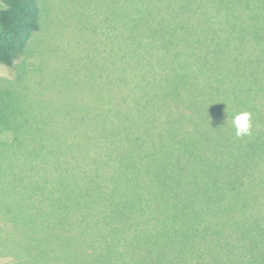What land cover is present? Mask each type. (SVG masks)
Segmentation results:
<instances>
[{
  "label": "trees",
  "instance_id": "obj_1",
  "mask_svg": "<svg viewBox=\"0 0 264 264\" xmlns=\"http://www.w3.org/2000/svg\"><path fill=\"white\" fill-rule=\"evenodd\" d=\"M141 6L129 15L127 36L125 23L117 19L103 44L89 45L96 74L101 75L110 46L116 57L113 86L97 96V134L90 138L98 165L86 178L101 194L115 174L135 189L130 182L144 166L170 185L189 184L185 190L194 196L189 199L208 202L207 214L196 215L201 208L192 199V207L184 208L174 204L171 193L149 201L142 190V205H170L163 217L172 227L179 224L178 240H168L167 248L135 247L128 258L121 239L112 247L104 242L95 247L82 238L84 232L68 229L57 262L264 264V0H145ZM41 21L38 0H0V64L12 66L24 55ZM97 49L102 59L93 54ZM216 69L219 78L211 75ZM211 87L214 99L208 95ZM240 98L243 107L234 102ZM244 111L251 113V135L238 138L231 119ZM177 195L182 200L190 193ZM200 238L232 252L228 263H178L166 256L177 245L181 255L194 253Z\"/></svg>",
  "mask_w": 264,
  "mask_h": 264
},
{
  "label": "rangeland",
  "instance_id": "obj_2",
  "mask_svg": "<svg viewBox=\"0 0 264 264\" xmlns=\"http://www.w3.org/2000/svg\"><path fill=\"white\" fill-rule=\"evenodd\" d=\"M38 1L41 30L14 65L0 64V264H58L66 244L62 233L68 229L78 235L84 232L88 237L82 238L95 247L103 242L110 247L121 239L119 244L126 248L128 258L135 247L167 248L168 240H178L180 233L179 224L172 227L167 216L163 217L170 205L148 207L139 200L158 201L171 193L175 205L191 208L192 200L198 203L201 209L196 215L200 216L209 203L189 199L194 197L185 190L189 184L186 188L170 185L159 172L154 176L144 166L138 167L137 179L130 182L135 189L124 180L118 182L115 174L114 183L101 194L99 186L86 178L98 165L90 138L97 134V96L113 83L116 57L110 46L104 69L96 74L97 63L87 57L89 45L91 41L98 47L103 44L112 30L108 26L117 19L125 23L122 34L127 36L129 15L145 0ZM100 52H93L98 60L102 59ZM211 75L219 78L220 69ZM208 95L215 98L212 87ZM234 102L244 106L243 98ZM142 190L149 196H143ZM187 193L186 199L179 200L177 194L186 197ZM205 197L212 205L211 197ZM69 219L76 225L69 224ZM215 236L216 240L221 237ZM212 244L200 238L192 244L194 253L181 255L177 245L166 256L178 263H212L215 259L228 263L232 252L228 255L227 250Z\"/></svg>",
  "mask_w": 264,
  "mask_h": 264
},
{
  "label": "clouds",
  "instance_id": "obj_3",
  "mask_svg": "<svg viewBox=\"0 0 264 264\" xmlns=\"http://www.w3.org/2000/svg\"><path fill=\"white\" fill-rule=\"evenodd\" d=\"M231 124L234 127L235 135L238 138L251 135L252 121L250 112L244 111L234 115L231 119Z\"/></svg>",
  "mask_w": 264,
  "mask_h": 264
}]
</instances>
